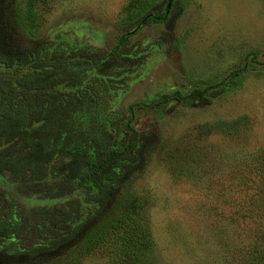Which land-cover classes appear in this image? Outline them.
I'll return each instance as SVG.
<instances>
[{
	"label": "rangeland",
	"instance_id": "1",
	"mask_svg": "<svg viewBox=\"0 0 264 264\" xmlns=\"http://www.w3.org/2000/svg\"><path fill=\"white\" fill-rule=\"evenodd\" d=\"M129 3L131 15H124ZM166 3L32 0V21L27 25L31 33L9 24L0 30V38L5 45L24 49L61 34L102 53L132 26L138 6L144 13L162 11ZM170 3L173 7L164 22L150 21L129 34L126 47L147 49L142 60L104 70L128 72L125 85L106 99L105 108L117 130H123V121L131 115V126L142 139L139 170L124 188L126 194L140 195L147 202L150 246L144 264H242L245 227L236 232L231 222L241 195L227 188L235 187L230 171L264 144V0ZM240 68V82H230L231 90L221 97L189 105L170 98L161 116L149 105L160 94L187 93ZM237 117L243 118L237 131L204 129L208 124L226 127ZM192 146L207 155L198 157ZM4 182L0 176V185ZM221 182L226 185L223 190ZM23 201L44 203L35 198ZM81 235L51 255L34 258L0 248V264H106L98 253L77 259V253L84 252Z\"/></svg>",
	"mask_w": 264,
	"mask_h": 264
},
{
	"label": "trees",
	"instance_id": "2",
	"mask_svg": "<svg viewBox=\"0 0 264 264\" xmlns=\"http://www.w3.org/2000/svg\"><path fill=\"white\" fill-rule=\"evenodd\" d=\"M31 1L0 0V30L13 24L23 34L31 33ZM166 4L162 11L144 13L138 6L132 26L102 53L61 34L24 49L0 38L1 249L17 257L51 255L85 232L79 239L84 252L77 259L98 253L106 264H144L150 246L147 202L124 188L139 170L142 139L131 126V115L117 130L105 108L106 99L125 85L128 72L104 70L142 60L147 49L126 47L129 34L150 21L164 22L173 7ZM127 7L124 15H131L132 4ZM241 70L187 93L160 94L149 105L161 116L170 98L189 105L221 97L231 90L230 82H240ZM242 122L237 117L226 127L208 124L204 129L237 131ZM191 148L198 157L207 155ZM230 177L235 187L227 190L235 188L241 195L231 222L236 232L245 227L242 264H264V144L245 164H237ZM25 198L44 203L26 204Z\"/></svg>",
	"mask_w": 264,
	"mask_h": 264
},
{
	"label": "water",
	"instance_id": "3",
	"mask_svg": "<svg viewBox=\"0 0 264 264\" xmlns=\"http://www.w3.org/2000/svg\"><path fill=\"white\" fill-rule=\"evenodd\" d=\"M170 1H171V0H167V4H166L167 6L169 5Z\"/></svg>",
	"mask_w": 264,
	"mask_h": 264
}]
</instances>
